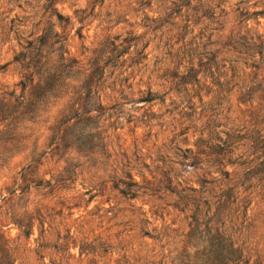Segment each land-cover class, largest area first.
Segmentation results:
<instances>
[{"label": "rangeland", "instance_id": "rangeland-1", "mask_svg": "<svg viewBox=\"0 0 264 264\" xmlns=\"http://www.w3.org/2000/svg\"><path fill=\"white\" fill-rule=\"evenodd\" d=\"M256 36L262 61L229 46ZM40 41L98 75L91 102L48 105L0 156L16 264H183L198 210L264 264V0H0V99Z\"/></svg>", "mask_w": 264, "mask_h": 264}, {"label": "trees", "instance_id": "trees-1", "mask_svg": "<svg viewBox=\"0 0 264 264\" xmlns=\"http://www.w3.org/2000/svg\"><path fill=\"white\" fill-rule=\"evenodd\" d=\"M235 40L229 45L234 52L239 53L238 49L243 50L245 55L252 58L259 56L260 61L263 60V44L260 37L256 36L255 39H250V42H246L242 37H236ZM243 41L245 42L243 43ZM46 47L45 41H40V47H35L34 43L30 42L28 52L15 58L16 62L28 61L26 68L31 71V74L26 80L20 82L21 94L19 96H16L15 92L6 93L7 97L0 99V156L3 160L8 159V155L19 148L22 134L26 129L25 124L33 123L36 118L40 117L42 112H45L48 105L69 98V105L75 103L79 106H86L92 100L91 94L95 89L94 84H96L95 80L98 73L85 76L81 74L80 79H73L76 74H80L78 67L74 65L75 62L64 57L58 60L50 58L46 54ZM233 63H237V61H233ZM255 64L256 62L250 67L260 70L259 64ZM208 66L209 63L205 67L200 66L201 69L196 74V85L201 82L199 78L201 73L212 75L211 67ZM71 89L72 92L69 95ZM68 118L70 116L65 117V119ZM73 118L76 117L71 119L73 120ZM53 140L55 141V139ZM2 144H7L9 147ZM58 147L54 150L58 151ZM128 179H131V177H128ZM46 183L48 184V182ZM122 184L125 187L121 191L123 195H132L133 188H138L136 183ZM48 185L50 186V184ZM2 201L3 199L0 200V202ZM215 215H218L217 212ZM191 219L192 223L189 226L190 233L187 240L188 248H193L195 252L192 256H187V262L183 264H248L244 261L241 250L236 247L231 237L219 227L218 222H215L212 218L206 222H201V212L199 210L197 213L195 211ZM17 224L20 228H28L30 225L29 223L23 226L21 222ZM24 233L28 238L32 235L31 231H25ZM193 242L196 243L192 244ZM200 249L203 250L200 251ZM0 264H16L13 251L6 240H0Z\"/></svg>", "mask_w": 264, "mask_h": 264}]
</instances>
